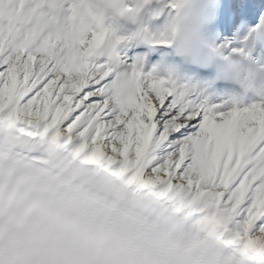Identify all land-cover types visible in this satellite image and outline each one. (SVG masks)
<instances>
[{
	"label": "snow or ice",
	"instance_id": "1",
	"mask_svg": "<svg viewBox=\"0 0 264 264\" xmlns=\"http://www.w3.org/2000/svg\"><path fill=\"white\" fill-rule=\"evenodd\" d=\"M0 264H264V0H0Z\"/></svg>",
	"mask_w": 264,
	"mask_h": 264
}]
</instances>
